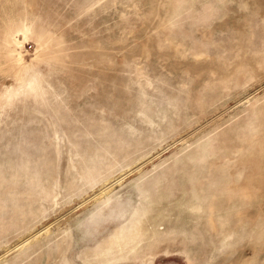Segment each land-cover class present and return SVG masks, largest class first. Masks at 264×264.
Returning <instances> with one entry per match:
<instances>
[{"label":"rangeland","instance_id":"rangeland-1","mask_svg":"<svg viewBox=\"0 0 264 264\" xmlns=\"http://www.w3.org/2000/svg\"><path fill=\"white\" fill-rule=\"evenodd\" d=\"M0 264H264V0H0Z\"/></svg>","mask_w":264,"mask_h":264}]
</instances>
